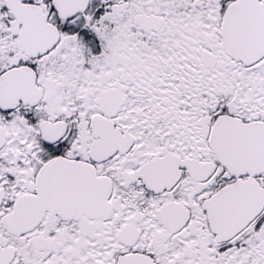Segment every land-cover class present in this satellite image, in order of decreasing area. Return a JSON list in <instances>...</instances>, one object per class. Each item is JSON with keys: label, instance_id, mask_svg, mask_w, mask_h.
I'll return each instance as SVG.
<instances>
[{"label": "snow or ice", "instance_id": "obj_1", "mask_svg": "<svg viewBox=\"0 0 264 264\" xmlns=\"http://www.w3.org/2000/svg\"><path fill=\"white\" fill-rule=\"evenodd\" d=\"M0 264H264V0H0Z\"/></svg>", "mask_w": 264, "mask_h": 264}]
</instances>
